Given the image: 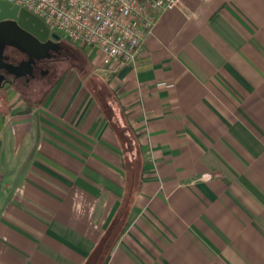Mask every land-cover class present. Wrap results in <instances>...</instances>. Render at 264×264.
Returning a JSON list of instances; mask_svg holds the SVG:
<instances>
[{
    "label": "crops",
    "instance_id": "crops-1",
    "mask_svg": "<svg viewBox=\"0 0 264 264\" xmlns=\"http://www.w3.org/2000/svg\"><path fill=\"white\" fill-rule=\"evenodd\" d=\"M74 47L0 89V264H264V0H185L116 73Z\"/></svg>",
    "mask_w": 264,
    "mask_h": 264
},
{
    "label": "built area",
    "instance_id": "built-area-1",
    "mask_svg": "<svg viewBox=\"0 0 264 264\" xmlns=\"http://www.w3.org/2000/svg\"><path fill=\"white\" fill-rule=\"evenodd\" d=\"M39 18L68 43L98 55L104 69L135 68L160 15L185 0H2Z\"/></svg>",
    "mask_w": 264,
    "mask_h": 264
},
{
    "label": "flooded vegetation",
    "instance_id": "flooded-vegetation-1",
    "mask_svg": "<svg viewBox=\"0 0 264 264\" xmlns=\"http://www.w3.org/2000/svg\"><path fill=\"white\" fill-rule=\"evenodd\" d=\"M5 23H7V21ZM39 29L40 33H47V35L45 36L46 39L44 43L40 44V47L37 48L33 47L36 46L33 41L34 39L29 34L22 31L13 32L12 29H10L13 34L16 33V37H14L15 41H12L14 45L3 46L5 40L0 37V62L3 65L1 74L6 77L7 83L28 88L31 83H40L43 78L55 74L57 64L61 60L63 54L62 43L60 40L56 42L51 38L52 33L44 24L43 26L41 25ZM9 42H11V40ZM20 42H23L25 45L20 44ZM45 43L50 47L45 48ZM32 47L37 50H42L45 55L39 57V53L34 54V49H31ZM8 69L24 70L26 71V75L23 78L15 79L13 76L7 75Z\"/></svg>",
    "mask_w": 264,
    "mask_h": 264
},
{
    "label": "water",
    "instance_id": "water-1",
    "mask_svg": "<svg viewBox=\"0 0 264 264\" xmlns=\"http://www.w3.org/2000/svg\"><path fill=\"white\" fill-rule=\"evenodd\" d=\"M7 21V23H5ZM10 23V24H9ZM8 25V26H5ZM43 26V23L37 18L33 16L29 12L24 9L19 8L18 6H12L2 0H0V37L5 40L3 46L6 45H14L12 41H15V34L12 31H22L29 34L34 40V44L36 46L33 47H40L39 45L44 43L46 39L47 33H40V27ZM10 26V27H9ZM51 38L58 42L60 38L54 34H52ZM11 40V42H9ZM23 44V42H20ZM34 49V54L39 53V57H43L45 54L42 50ZM45 48L50 47L47 43L44 44ZM40 49V48H39ZM30 51V50H29ZM3 68L2 63L0 62V89H2L5 84H8L6 81V77L1 74V70ZM7 75L13 76L15 79L23 78L26 75V71L18 70V69H8Z\"/></svg>",
    "mask_w": 264,
    "mask_h": 264
},
{
    "label": "rangeland",
    "instance_id": "rangeland-1",
    "mask_svg": "<svg viewBox=\"0 0 264 264\" xmlns=\"http://www.w3.org/2000/svg\"><path fill=\"white\" fill-rule=\"evenodd\" d=\"M60 41L62 43V57L61 60L64 59H70L71 61H69V65L73 68H75V53L77 54H81V52L83 53L82 50H75L76 48L74 46L69 45V43L60 36ZM84 54V53H83Z\"/></svg>",
    "mask_w": 264,
    "mask_h": 264
}]
</instances>
